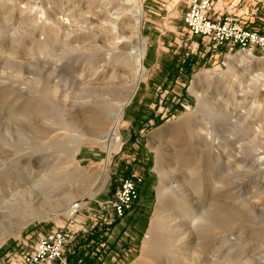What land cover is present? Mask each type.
<instances>
[{
	"label": "rangeland",
	"instance_id": "1",
	"mask_svg": "<svg viewBox=\"0 0 264 264\" xmlns=\"http://www.w3.org/2000/svg\"><path fill=\"white\" fill-rule=\"evenodd\" d=\"M140 1V33L147 41L145 74L124 111L120 143L111 153L107 169L108 180L90 198L86 196L90 179L71 176L72 165H52L51 154L44 151L45 140L31 138L2 104L6 100L19 104L24 98L20 94L28 88H56L50 118L43 122L52 127L54 155L63 156L62 150L84 130L70 120H85L92 111V105L76 103H82L84 97L91 99L84 92L92 86L90 80L97 78L93 75L96 67L76 58L79 53L70 54L62 63L63 73L50 76L45 60L57 63L58 56L49 50H36L35 43L49 39L51 26L59 40L71 39L73 48L83 52L89 48L87 37L97 27L115 23L120 30L123 22L130 20L124 11L134 8L128 4L124 10L121 0H0V211H10L11 217L14 212L40 211L20 231L19 238L10 236L0 244V264H19L21 255L34 247L41 235L54 230L67 235L64 256L68 262L145 264L140 255L142 244L155 216L161 225L168 223L177 239L189 240L192 248L204 235L213 236V264H264V50L256 48L253 61L239 62L234 58L237 49H213L188 33L183 23L186 0ZM245 4L239 0L234 6L239 9ZM254 8L251 23L224 19L264 37V0ZM246 9L244 16L250 15L248 5ZM217 16L213 15V20ZM29 18L35 21L31 28L24 25ZM96 44L99 46V41ZM201 71L207 73L201 76L202 89L217 114L213 117V176L203 183L175 165L171 155L178 148L169 129L188 109L195 108L196 98L189 89ZM260 115L258 121L255 117ZM236 119L238 127L231 128ZM30 123L37 124L33 119ZM156 150L163 154L159 166ZM106 155L102 148L84 144L77 157L82 170H77L78 174L97 176ZM13 159L19 161V168H11ZM124 179L140 182L131 209L117 220L122 226L115 228L116 221L102 206ZM16 183L23 189L17 194ZM160 185L170 201L163 198L160 203ZM212 198L213 204L224 206L222 210L236 220L220 228L213 217L211 227ZM3 201L8 208L2 207ZM70 202V207L78 204L79 209L68 218L62 209ZM130 212L135 220L127 219ZM15 226L10 221L7 230Z\"/></svg>",
	"mask_w": 264,
	"mask_h": 264
},
{
	"label": "bare ground",
	"instance_id": "2",
	"mask_svg": "<svg viewBox=\"0 0 264 264\" xmlns=\"http://www.w3.org/2000/svg\"><path fill=\"white\" fill-rule=\"evenodd\" d=\"M121 1L123 2L122 6H124V10L125 6L128 4L134 8V10L126 9L123 13L128 15L130 20L126 19L120 30L115 23L113 25L110 24L111 26L109 27L106 26V28L97 27V29L87 37L89 48H86L83 52L73 48L71 39L65 41L59 40L55 35V28L51 26L47 33L49 39L41 43H35L36 50H49L58 56L56 59L57 63H53L52 60L48 61L47 59L45 60L47 62L44 61L45 64L49 66L50 76L55 75L56 77L63 73L62 71L64 69L62 70V63L66 56L70 54L79 53L80 56H76V58L84 60L87 66L96 67L93 75L97 78L93 81L92 79L90 80L92 86L84 92L88 95V98L91 99L88 100L84 97L82 103H76L82 107L92 105L93 108H91V106L89 107L92 111H89L85 120L83 118L80 121L75 119L70 120V123L77 129L84 130L78 140L72 142L66 150H62L61 154H63V156L54 155L55 143L52 142L53 137L50 136L52 127L50 124L46 125L43 122L47 120L46 118H50L49 114L52 110V103L56 99V88L54 90H50L46 87L41 90L37 87L28 88V92L27 89H25L23 90L24 92L20 94L21 97L24 98L19 104L12 102L7 103V100L2 104L5 110L8 111L10 118L16 121V124H18L21 129L30 132L31 138L38 139L39 141L45 140L43 142V144L46 145L44 151L47 152V154H51V156L48 157L53 158L51 161L52 165H72V167H74V172H72L71 176H81L90 179L91 184L87 186L89 192L86 194V196L90 198L97 195L108 180L107 169L110 163L111 153L115 152L120 143L119 129L123 123L124 111L135 95L145 74L143 61L145 58L147 41L142 38L140 33L143 18L142 3L140 0ZM34 24V19L29 18L24 25L31 28ZM124 33H128V36H125ZM97 41L100 43L99 46L96 44ZM53 44L56 46L52 47ZM234 58L238 59L239 62H249L255 59L252 52L249 50L238 51ZM226 59L227 62H229L230 59L228 57H226ZM205 74H207L206 71H201L193 77L190 84L189 90L196 98L195 108L193 110L188 109L187 112L178 119L177 123L169 128L171 129L172 141L178 148L174 154L171 155L175 161L174 163H176L175 165L186 169L191 177L202 183L206 181L208 177L213 176V117L217 116V114H215L216 111L213 110L212 101L206 95L205 90L202 89L204 85L202 84L201 76ZM74 80L75 79H73V82ZM248 115L249 113L247 116ZM247 116H244V119H246ZM220 117L219 115V118ZM219 118L217 117L216 119ZM255 118L260 121L261 115ZM32 119L36 121V125L30 123ZM237 124L239 125V120L236 119V121L234 120V123L231 124V128L238 127ZM84 144L96 145L107 153L106 157L103 159L102 169L97 176L90 177L87 173L81 175V173L78 174L77 172V170H81L77 157ZM35 147H37V145ZM156 158V164L159 166L163 154L156 150ZM48 161L49 158H47V162ZM10 166L11 168L17 169L20 167V163L18 160L13 159V163H11ZM12 172L16 173V170ZM159 173L160 175L163 174L161 172ZM163 175H165V173ZM160 179L162 184L163 176H161ZM20 184L16 185V194L23 190ZM82 189H85V187H82ZM164 190L165 188L163 185H160L158 193L160 203H162L161 200L163 198H166L167 201L171 200L169 194ZM32 200V202L35 201V199ZM71 204V202L65 204L66 206L62 209V214L65 217H71ZM2 207L8 208L9 206L3 201ZM222 209H224V206L213 204L212 198L209 203L211 227H213V217L217 225L221 226L220 228L236 220L233 214L224 212ZM221 210L223 213H219ZM39 213L40 211L33 209L31 211H22L19 214L16 213L17 215H15V212L14 214L12 212L13 215L11 217L10 211H0V244L10 236L19 238L20 231L26 225L32 223ZM10 221L16 226L14 230L8 231L7 228ZM166 225H168V223L161 225L156 216L152 218L140 254L143 259H146L145 264H213V236L204 235L202 240L200 239V244H196L195 247L192 248V245H190L192 243H189V240L183 241L177 239L178 236L176 237L173 230Z\"/></svg>",
	"mask_w": 264,
	"mask_h": 264
},
{
	"label": "built area",
	"instance_id": "3",
	"mask_svg": "<svg viewBox=\"0 0 264 264\" xmlns=\"http://www.w3.org/2000/svg\"><path fill=\"white\" fill-rule=\"evenodd\" d=\"M159 1V0H151ZM187 11L183 23L188 33L199 38L202 43L213 49L225 48L232 51L250 50L258 48L264 50V37L253 31L243 29L229 19L213 20L212 4L210 0H186ZM140 180H121L115 189L112 199L107 201L102 209L109 212L110 218H121L127 213L135 199L137 184ZM79 205L70 207L71 217L78 211ZM67 235L62 230H54L41 235L34 247L23 253L19 264H82L68 262L64 256Z\"/></svg>",
	"mask_w": 264,
	"mask_h": 264
},
{
	"label": "crops",
	"instance_id": "4",
	"mask_svg": "<svg viewBox=\"0 0 264 264\" xmlns=\"http://www.w3.org/2000/svg\"><path fill=\"white\" fill-rule=\"evenodd\" d=\"M199 1V0H198ZM216 1V2H215ZM242 1V0H240ZM245 1V6H242L241 8L237 9L234 5L239 2V0H235V1H232V0H211V4H212V13H211V17L213 19V15H216L218 14V18L220 20L226 18V17H229V19L231 20H235V21H238V22H241L240 20H249L248 22L251 23L253 21V17L251 16L254 11H255V8L254 6L257 4V2H260V0H256V1H253V0H244ZM213 3H214V8H213ZM248 5V7L250 8L249 11H250V15L248 16H244L246 12H248V9H246V6ZM246 22V21H245ZM137 212V211H136ZM120 218H114V220L116 221V224H115V228H118L120 226H122L121 224V221L120 223L117 222V220H119ZM127 219H129L130 221L132 220H135L136 217L134 214H132V212H130L128 214V217ZM119 223V224H118Z\"/></svg>",
	"mask_w": 264,
	"mask_h": 264
}]
</instances>
